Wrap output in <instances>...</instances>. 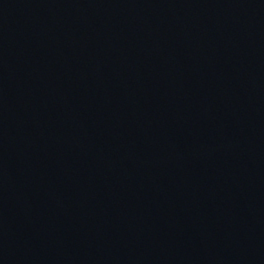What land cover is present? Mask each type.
<instances>
[{"label": "water", "instance_id": "obj_1", "mask_svg": "<svg viewBox=\"0 0 264 264\" xmlns=\"http://www.w3.org/2000/svg\"><path fill=\"white\" fill-rule=\"evenodd\" d=\"M0 264H264V0H0Z\"/></svg>", "mask_w": 264, "mask_h": 264}]
</instances>
